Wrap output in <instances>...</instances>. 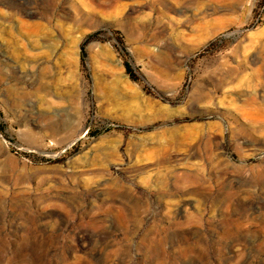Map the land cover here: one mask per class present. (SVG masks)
<instances>
[{"label": "rangeland", "instance_id": "rangeland-1", "mask_svg": "<svg viewBox=\"0 0 264 264\" xmlns=\"http://www.w3.org/2000/svg\"><path fill=\"white\" fill-rule=\"evenodd\" d=\"M0 264H264V0H0Z\"/></svg>", "mask_w": 264, "mask_h": 264}, {"label": "trees", "instance_id": "trees-1", "mask_svg": "<svg viewBox=\"0 0 264 264\" xmlns=\"http://www.w3.org/2000/svg\"><path fill=\"white\" fill-rule=\"evenodd\" d=\"M96 34H97V32H92V33L88 34L87 39L95 37ZM81 54H82V56L84 55V45H82ZM124 64H125L126 71L131 76L135 77V74H134L133 67H132L131 63L127 59H125ZM94 134H97V133H94Z\"/></svg>", "mask_w": 264, "mask_h": 264}]
</instances>
